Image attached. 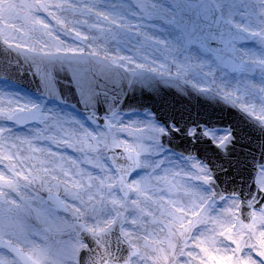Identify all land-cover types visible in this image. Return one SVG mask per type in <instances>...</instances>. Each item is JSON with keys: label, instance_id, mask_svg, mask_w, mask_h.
Masks as SVG:
<instances>
[{"label": "snow or ice", "instance_id": "6c2138e0", "mask_svg": "<svg viewBox=\"0 0 264 264\" xmlns=\"http://www.w3.org/2000/svg\"><path fill=\"white\" fill-rule=\"evenodd\" d=\"M9 3L16 15L0 14V43L23 57L42 94L60 98L64 74L90 119L100 102L110 116L97 134L0 90V122L38 125L19 135L0 124V264H264V83L218 76L264 70V58L238 48L249 36L264 44V0H133L130 15L117 16L76 0ZM156 20L179 38H157L141 23ZM144 73L182 94L191 85L220 98L259 134L217 135L211 118L179 110L167 129L124 122L116 94L125 74ZM10 74L0 66V78ZM173 133L203 145V158L164 156L162 138Z\"/></svg>", "mask_w": 264, "mask_h": 264}, {"label": "water", "instance_id": "95a60500", "mask_svg": "<svg viewBox=\"0 0 264 264\" xmlns=\"http://www.w3.org/2000/svg\"><path fill=\"white\" fill-rule=\"evenodd\" d=\"M169 3L171 4V0H169ZM187 18L195 19L192 14H189ZM201 23L204 22L201 21ZM173 27L179 30L176 26L173 25ZM252 39L253 37L250 36L241 38L238 43H248ZM212 46H217L214 41ZM0 66H7L11 73L7 80L0 78V81L14 83L36 96L49 98L52 101L74 104L82 114L90 116L89 112L80 103L75 90L69 87L66 75L61 74L60 77V98L47 97L42 94L38 79L27 70L23 57L7 49L3 43H0ZM125 75L127 78L121 82L122 91L118 90L116 94L117 99L115 104L119 109L118 113L135 114L151 111L154 113L155 119L167 129L170 128L172 115L175 111L179 110L186 112L194 118H211L213 126L219 131L228 130L232 127L237 129V136L240 135L239 129H244L252 135L259 134L258 126L246 114L237 108L225 104L218 97L194 89L191 85H184L186 94H182L175 87L166 85L156 74ZM143 80H150L153 87L146 86L141 82ZM95 112L98 114L97 120L101 126L105 127L104 116H110L108 104L105 102L98 103ZM32 123L35 122L29 124ZM162 143L166 149L173 150L179 154L187 155L192 153L198 155L200 158H203L205 155L201 151L203 145L199 147L192 145L174 133L164 136Z\"/></svg>", "mask_w": 264, "mask_h": 264}, {"label": "rangeland", "instance_id": "374dc122", "mask_svg": "<svg viewBox=\"0 0 264 264\" xmlns=\"http://www.w3.org/2000/svg\"><path fill=\"white\" fill-rule=\"evenodd\" d=\"M77 3H84L88 5H96L97 11H102L104 13H107L112 16H117L118 13H127L130 15V8H134L133 0H76ZM160 3L165 5H170L168 0H159ZM0 14H2L5 18V20L12 21L15 18V11L13 10L11 4L9 3V0H0ZM235 20L239 24H246L247 21L244 20L241 16H236ZM90 23H97L95 17L89 18ZM147 31L152 33L154 36L160 39H167L169 41H175L179 38L180 32L179 30L175 29L173 25H165L163 21L156 20V21H142L141 22ZM98 27L105 28L108 27V25L104 21L98 22ZM112 27H115L114 25ZM85 32H88L89 30L87 28L84 29ZM90 35H96V32L89 33ZM65 39H68L70 43L73 45H80L79 40H73L70 36L65 37ZM238 48L247 55L245 56V59H248L250 56H254L255 58H264V44H262L259 40L253 38L248 43H238ZM124 54L132 55L133 51L129 48H122L121 49ZM210 58V54L209 57ZM226 71V70H225ZM227 74L221 72L218 73V76L221 79H225L226 82L235 84L236 82L240 80H247L250 81L256 85H260L264 83V70H261L258 67L250 66L248 70L245 72H235V73H229L226 71ZM0 90L7 91L11 94H17L20 97L30 100L34 103H38L41 106H43L46 110L51 111L57 115L63 116L68 118L69 120L79 121L81 124H83L84 127H86L89 131H92L93 133H102L106 129L101 127L100 124L97 122L96 118L95 120L90 119V117L83 116L74 106L66 105V104H60V103H54L47 99H41L37 96L31 94L30 92L24 91L20 89L17 85L0 81ZM120 115L124 122L129 121H139V122H150L156 120L154 119V116L151 113L146 114H135V115ZM157 123V122H156ZM0 124H3V126H7L13 129V132L15 134L19 135H27L31 132H33L38 125L36 123L27 125V126H20V125H14L8 122H0ZM160 125V124H159ZM161 126V125H160ZM163 127V126H162ZM224 132H217V135H223ZM43 143V142H42ZM47 146V145H45ZM55 150V149H54ZM64 154L72 156L73 158H78L79 154L76 153L73 150L64 148L60 149ZM164 156L176 158L180 155L174 153L171 150H167L164 148ZM142 174L141 171H137L134 173V177Z\"/></svg>", "mask_w": 264, "mask_h": 264}]
</instances>
